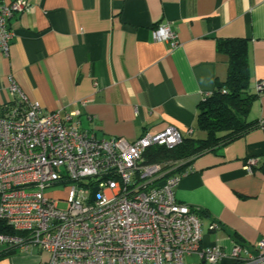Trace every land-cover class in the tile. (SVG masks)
Returning a JSON list of instances; mask_svg holds the SVG:
<instances>
[{
  "label": "crops",
  "instance_id": "crops-1",
  "mask_svg": "<svg viewBox=\"0 0 264 264\" xmlns=\"http://www.w3.org/2000/svg\"><path fill=\"white\" fill-rule=\"evenodd\" d=\"M23 1L31 10L10 19L14 38L8 55L0 54V109L15 100L13 80L42 112L73 114L68 124L97 139L132 142L167 126L182 139L203 138L198 106L227 76L216 42L246 40L256 97L248 119L262 125L173 176L176 200L205 213L203 246L228 253L239 241L256 256L264 240V96L254 90L264 80V0ZM165 25L174 46L152 39ZM250 159L256 165L247 170ZM213 223L218 229L209 228ZM36 250L17 251L0 264H45L47 255ZM197 260L204 264L197 255L185 264Z\"/></svg>",
  "mask_w": 264,
  "mask_h": 264
},
{
  "label": "built area",
  "instance_id": "built-area-1",
  "mask_svg": "<svg viewBox=\"0 0 264 264\" xmlns=\"http://www.w3.org/2000/svg\"><path fill=\"white\" fill-rule=\"evenodd\" d=\"M30 10L23 0H0L3 56L14 38L10 19ZM152 39L175 45L169 25L158 26ZM254 90L264 96V80ZM9 93L15 100L0 109V221L20 236L0 234V246L37 249L45 264H185L191 255L204 264H264V240L256 256L238 244L228 253L203 246L199 209L175 198L179 178L142 164L146 149L182 142L176 128L143 132L132 142L97 139L68 124L73 114L42 112L13 80ZM255 165L250 159L247 170ZM57 186L65 187L64 197L47 192Z\"/></svg>",
  "mask_w": 264,
  "mask_h": 264
},
{
  "label": "trees",
  "instance_id": "trees-1",
  "mask_svg": "<svg viewBox=\"0 0 264 264\" xmlns=\"http://www.w3.org/2000/svg\"><path fill=\"white\" fill-rule=\"evenodd\" d=\"M216 50L227 58V76L224 82L216 84L212 94L203 99L198 106L196 129L203 132L204 137L182 139V142L172 149L159 146L150 147L142 155L143 165H160L164 170L165 165L176 164L175 169L166 175L173 176L175 173L185 171V168L196 157L240 139L262 125L260 122L248 119L251 104L256 97L249 91L246 40H218ZM198 211L199 218L205 214L200 209ZM0 234L20 236L1 221ZM235 243L248 249L239 241ZM16 252L15 248L6 247L0 251V258L16 254ZM229 263L242 264L232 261Z\"/></svg>",
  "mask_w": 264,
  "mask_h": 264
},
{
  "label": "rangeland",
  "instance_id": "rangeland-1",
  "mask_svg": "<svg viewBox=\"0 0 264 264\" xmlns=\"http://www.w3.org/2000/svg\"><path fill=\"white\" fill-rule=\"evenodd\" d=\"M165 166L166 167L163 170V172H170L171 170L175 169L176 164H172V165L168 164V165H165ZM64 190H65V187H63V186H57V187H54L53 189H50L47 192H49V193H55V195H56V193H60V194L56 195L55 197H64L65 196ZM59 206H60V208H65V204L64 203H61L60 202L59 203ZM36 251H38V250H36ZM197 262L199 264H201V262L199 260H197Z\"/></svg>",
  "mask_w": 264,
  "mask_h": 264
},
{
  "label": "water",
  "instance_id": "water-1",
  "mask_svg": "<svg viewBox=\"0 0 264 264\" xmlns=\"http://www.w3.org/2000/svg\"><path fill=\"white\" fill-rule=\"evenodd\" d=\"M97 192V189H94L93 194H95ZM94 198V196L92 197V199Z\"/></svg>",
  "mask_w": 264,
  "mask_h": 264
}]
</instances>
